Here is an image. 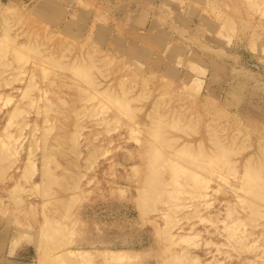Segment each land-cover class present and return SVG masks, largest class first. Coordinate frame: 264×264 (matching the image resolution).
<instances>
[{
	"label": "rangeland",
	"instance_id": "1",
	"mask_svg": "<svg viewBox=\"0 0 264 264\" xmlns=\"http://www.w3.org/2000/svg\"><path fill=\"white\" fill-rule=\"evenodd\" d=\"M84 1L0 0V245L31 244L0 264H264V0H155L169 77Z\"/></svg>",
	"mask_w": 264,
	"mask_h": 264
},
{
	"label": "crops",
	"instance_id": "2",
	"mask_svg": "<svg viewBox=\"0 0 264 264\" xmlns=\"http://www.w3.org/2000/svg\"><path fill=\"white\" fill-rule=\"evenodd\" d=\"M61 1L65 7L64 15L66 13L69 15L77 0ZM203 1L199 0L198 5L202 7L204 5ZM83 3V7L73 12L72 15L81 11L84 19L86 16L88 17L87 21L90 20L89 23H92V26L88 25V28L93 30L94 36L99 40L100 45H110L117 53L129 55V58H133V61L140 64V66L144 65L143 62H147L149 58V61H160V65L166 71V73L164 72L166 77H169L171 72L173 75L181 74L182 71L179 67L186 60L188 51L172 54L173 46L176 43L181 44L182 40L175 37L176 35L171 31L169 25L184 30L183 21L189 20L188 17L185 15L180 18L178 16L172 17L169 14L160 15L155 8L157 7L155 0H140L137 2L131 0L122 18L112 17L100 4L96 8L91 1H84ZM198 11L201 12L202 10L198 9ZM169 20L170 24H167ZM134 52L137 53L136 57H131L129 53ZM160 56L161 59L158 60ZM129 58L127 60H130ZM3 239L5 242L4 245H0V256L13 258L18 262H27L19 258V255L27 253L26 250L31 246L30 243L24 242L14 245L15 243L7 241L4 237Z\"/></svg>",
	"mask_w": 264,
	"mask_h": 264
},
{
	"label": "bare ground",
	"instance_id": "3",
	"mask_svg": "<svg viewBox=\"0 0 264 264\" xmlns=\"http://www.w3.org/2000/svg\"><path fill=\"white\" fill-rule=\"evenodd\" d=\"M80 251V250H79ZM82 251V253L79 255V257H81L82 259H88V258H90L91 256L90 255H88V254H85L88 250H86V249H82L81 250ZM113 253V254H112ZM113 256V257H122L119 253H117V251H114L113 250V252H111L110 253V256ZM109 256V255H108Z\"/></svg>",
	"mask_w": 264,
	"mask_h": 264
}]
</instances>
